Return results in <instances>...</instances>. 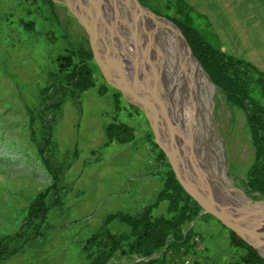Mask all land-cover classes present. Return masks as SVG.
Instances as JSON below:
<instances>
[{
  "label": "rangeland",
  "instance_id": "obj_1",
  "mask_svg": "<svg viewBox=\"0 0 264 264\" xmlns=\"http://www.w3.org/2000/svg\"><path fill=\"white\" fill-rule=\"evenodd\" d=\"M138 1L159 15L169 13L164 8L167 0ZM55 2L59 25L28 13L29 7L20 0H0V236L18 230L32 197L53 181L39 152L48 133L49 114L44 106L51 88H45L53 76L55 56L69 45L78 46L76 26L72 23L69 31L66 28L70 10L63 0ZM197 11L204 16H194V26L203 31L206 22L212 21L207 11ZM217 18L220 25H211V29L220 47L264 71V18L257 17L259 23L254 31L246 29L252 25L250 17L240 23V30L231 29L233 26L228 23L227 33L220 31L228 17ZM21 21L33 22L32 28L25 29ZM121 24L129 40L127 28ZM156 28L146 38L153 49V67L144 58L143 68L152 85L163 79L158 93L169 103V126L175 131L179 122L174 110L178 108L173 91L167 89L173 77L164 71L168 63L162 53L163 49L167 52L168 42L158 35ZM145 33L146 27L141 23L137 31L140 45L145 44ZM63 34L66 37H61ZM96 70L95 86L73 98L65 93L55 111L50 140L43 152L49 166L60 173L58 204L50 208L40 236L30 237L32 230L27 226L17 237L12 236L2 254V264H87L80 244L100 226L104 216L117 211L136 212L151 203L163 185L165 162L158 166L156 154L149 150L146 118L134 113L129 119L125 111H115V88L105 81L99 66ZM210 88L213 107L209 126L216 133L220 158L226 177L232 181L234 195L241 202L264 205V197L246 185V171L254 152L245 114L228 103L219 89L212 85ZM121 104L132 112L127 102L121 99ZM112 120L133 125L134 139L124 144L107 141L104 126ZM175 149L179 152L177 146ZM49 197L53 198L52 193ZM52 198H48L49 203ZM165 213V201L152 212L154 216ZM191 221L182 226H193L196 236L193 252L183 260L185 264H242V252L228 247V232L215 217L201 214ZM121 259L123 264L125 258Z\"/></svg>",
  "mask_w": 264,
  "mask_h": 264
},
{
  "label": "trees",
  "instance_id": "obj_2",
  "mask_svg": "<svg viewBox=\"0 0 264 264\" xmlns=\"http://www.w3.org/2000/svg\"><path fill=\"white\" fill-rule=\"evenodd\" d=\"M20 1L29 7L28 13L42 16L43 20L51 25H59L57 3L54 0ZM164 8L169 11L164 17L173 21L180 29L193 54L213 83L224 93L227 102L244 112L254 152L253 162L246 171V185L251 191H257L264 197V71L248 60L226 53L220 47L209 21L206 22L205 30L199 31L194 26V16L204 15L186 0H167ZM32 23L21 21L25 29H31ZM72 23L77 28L78 46L69 45L55 56L53 76L45 88V90L51 88L49 92L46 91L49 100L44 106L45 113L49 114L48 133L41 147L39 146V152L47 170L53 176V181L32 197L18 230L14 234L0 236V264L5 260L2 254L6 252L8 241L12 236L17 237L25 226L32 230L30 237L40 236L41 226L47 219L50 208L58 204L60 173L49 166L47 156L43 155V152L49 143L51 125L60 101L65 93L69 92L73 98L76 94L96 85L98 66L94 59L93 41L70 13L67 15L68 31ZM160 24L169 28L164 22ZM61 37H66V34ZM98 88L106 90L104 85H99ZM56 93L59 95L56 96ZM53 94L55 98L52 97ZM112 95L115 111H125L129 119L134 113L143 115L136 105L123 98L119 90L115 89ZM256 96H260L261 99ZM121 99L127 102L132 112L124 109ZM147 126L146 141L149 150L156 154L158 166L163 164L162 161L165 162L163 185L154 200L136 212L117 211L104 216L100 226L80 244L81 254L87 264H121L123 257L125 258L123 264H185L184 258L193 252L196 237L194 227L188 226L184 229L182 226L197 215L200 205L184 187L164 152L154 142L148 122ZM104 132L107 141L115 140L124 144L134 139L135 127L123 121L112 120L104 126ZM51 193L53 198L49 197ZM48 198H52L53 201L49 203ZM162 201L166 202V213L154 216L152 214L154 208ZM204 214L212 216L209 213ZM217 221L228 232V247L237 248L242 252L239 256L240 263L264 264V259L253 246L225 224ZM152 253L155 255L147 260H134V258L148 257Z\"/></svg>",
  "mask_w": 264,
  "mask_h": 264
},
{
  "label": "water",
  "instance_id": "obj_3",
  "mask_svg": "<svg viewBox=\"0 0 264 264\" xmlns=\"http://www.w3.org/2000/svg\"><path fill=\"white\" fill-rule=\"evenodd\" d=\"M63 1L70 13L84 27L86 33L92 39L94 59L105 81L119 90L127 102L136 105L141 110L153 134L154 142L164 152L171 168L184 187L200 205L196 218L204 213L211 214L253 246L264 259V255L257 247V244L264 246V214L244 213L234 205L227 204L220 199L211 198L203 190L205 185L194 177L189 167L184 166L179 152L175 149L176 145L172 139L174 131L169 126V117L161 106L162 103L157 102L152 88L154 85H152L144 71V57L136 52L139 50L140 45L136 43V46H134V37L129 36L128 40V37L124 36L120 24L117 23L118 18L113 7H108L104 0ZM118 1L128 6L132 14L136 15V18L137 16L141 18L139 24L140 22L146 24L147 20L158 25L160 22L166 23L169 29L178 36L189 57L200 67L206 80L213 88L218 89V86L213 83L200 61L193 54L184 35L173 21L155 13L138 0ZM106 12H108V18L105 16ZM144 17L147 20L141 21ZM136 18L135 16L130 17V25H133L138 31L139 25H136ZM110 21L112 22L110 23ZM154 255L155 253H152L148 257H141L137 260H147Z\"/></svg>",
  "mask_w": 264,
  "mask_h": 264
},
{
  "label": "bare ground",
  "instance_id": "obj_4",
  "mask_svg": "<svg viewBox=\"0 0 264 264\" xmlns=\"http://www.w3.org/2000/svg\"><path fill=\"white\" fill-rule=\"evenodd\" d=\"M104 1L107 2L105 4L108 7H113L119 19V22H117L120 24V28H122L121 23H123L129 35L134 37V46H136V43L140 45L136 28L130 25V17L135 16L136 18V15H133L128 6L118 0ZM105 16L108 18V12L105 13ZM136 19V25L143 23L140 22L139 24L140 17L137 16ZM143 20H147V18L144 17L141 21ZM144 26L146 27V37L143 38L145 44H141L139 50L136 52L140 53L151 64V67H153V58L151 56L153 55V49L146 43V38H149L148 32L151 29L153 31L157 27L155 30H157L158 35L162 36V38L166 37L168 42V48L166 47L167 52L164 49L162 52L167 56L166 60L168 64L165 69L162 68L168 77H173V81H171L172 83H170L167 89L173 91L174 99H176L175 104L178 110H174V112L177 113L178 119H176L179 122V127L172 134V139L177 146L184 166L189 167L194 177L205 185L203 190L211 198L223 200L227 204L240 208L244 213L264 214V205L258 206L246 201H239L234 195L232 181L225 175V166L220 158L216 133L215 131H211L209 126L213 107L211 84L206 80L197 63L188 56V52L172 30L161 24H154L150 20H147ZM160 59L162 58L160 57ZM148 67L151 72L150 65ZM162 82L163 79L160 78L158 82L153 83L155 88L154 96L159 104L162 103L161 106L166 110V115L171 121L172 116L169 103L163 101L158 93L163 86L161 85ZM169 99L171 98L169 97ZM213 129L216 130L215 126H213ZM257 247L264 255V246L257 244Z\"/></svg>",
  "mask_w": 264,
  "mask_h": 264
},
{
  "label": "crops",
  "instance_id": "obj_5",
  "mask_svg": "<svg viewBox=\"0 0 264 264\" xmlns=\"http://www.w3.org/2000/svg\"><path fill=\"white\" fill-rule=\"evenodd\" d=\"M189 4L200 9V11H207L212 22L211 25L217 27L220 22L217 17L226 16L227 21H224V30L220 31L214 28L218 32L227 33L229 31V24L233 26L231 29L240 30V23L246 21V17H250V26H246V29L256 30V26L259 23L257 17L264 18V0H186ZM203 1V2H201ZM236 15V16H235ZM227 34H225L226 36ZM230 54V53H228Z\"/></svg>",
  "mask_w": 264,
  "mask_h": 264
}]
</instances>
